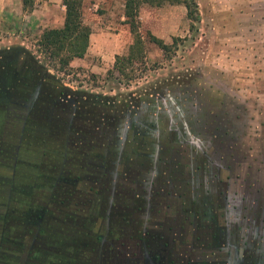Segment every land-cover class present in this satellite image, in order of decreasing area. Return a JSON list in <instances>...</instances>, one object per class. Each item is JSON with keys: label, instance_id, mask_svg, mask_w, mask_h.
I'll list each match as a JSON object with an SVG mask.
<instances>
[{"label": "rangeland", "instance_id": "obj_1", "mask_svg": "<svg viewBox=\"0 0 264 264\" xmlns=\"http://www.w3.org/2000/svg\"><path fill=\"white\" fill-rule=\"evenodd\" d=\"M194 1L195 21L139 7L125 81L121 0H82L88 45L63 70L36 46L61 0H0V264H264V0ZM28 71L96 107L68 120L23 94Z\"/></svg>", "mask_w": 264, "mask_h": 264}, {"label": "trees", "instance_id": "obj_2", "mask_svg": "<svg viewBox=\"0 0 264 264\" xmlns=\"http://www.w3.org/2000/svg\"><path fill=\"white\" fill-rule=\"evenodd\" d=\"M22 11H30L34 0H19ZM123 5L124 22L132 35V42L129 44L124 55H115L113 66L119 78L128 81L134 77L135 70L144 60V47L142 37L138 30V10L142 4L150 6H161L164 2L182 4L186 16L190 21L197 20V9L194 0H121ZM64 7L63 20L59 27L45 28L41 31L36 40L37 51L43 54L47 62L57 70H63L69 66L73 58H81L88 45L90 28L82 20V0H61ZM192 27V23L189 24ZM148 41L154 43L163 53H167L171 44L164 43L160 38L147 34ZM42 76V75H41ZM43 78H41V83ZM51 95L54 100L61 99V105L70 107L71 119L81 117L83 107L94 109V104H87L84 99L76 97L69 98L70 94L63 87L53 84ZM64 98L68 100L64 101ZM69 111V110H68ZM82 119V117H81ZM80 119V120H81ZM101 124L107 123L102 119Z\"/></svg>", "mask_w": 264, "mask_h": 264}, {"label": "flooded vegetation", "instance_id": "obj_3", "mask_svg": "<svg viewBox=\"0 0 264 264\" xmlns=\"http://www.w3.org/2000/svg\"><path fill=\"white\" fill-rule=\"evenodd\" d=\"M29 71L25 74V73H23V75H21L22 77H19L18 79H19V82H23L24 80H27V81H31V82H33L34 83V85L35 86H37V88H38V90H37V95L35 96L34 95V93L32 94V95H29V91L27 90V91H25V93H23V94H26L27 95V97L28 96H30V98H33V97H37L38 95H40V94H44V93H46V95H47V97L46 98H48L49 99V102L51 103V105L53 104L54 105V103H58L59 102V105H61V99H56V100H54V98L55 97H53L52 95H51V88H52V86H50L51 88H47V90L48 91H46L44 88H43V84L41 83V75H39V79H38V77L37 76H35L34 78L33 77H31V78H29ZM11 79H13V80H15V76H13V77H11ZM31 79V80H30ZM13 80H10V82H11V85L13 84ZM42 82H43V80H42ZM43 85V86H42ZM46 87V86H45ZM5 88H7V84H6V82H5V79H4V81L2 80V82H0V90L2 91V92H6V90H5ZM26 95H22V96H24L25 98H19L21 101L23 100V101H25V100H27V97H26ZM19 97H21V95H19ZM13 99V98H12ZM11 100V99H10ZM49 106V105H48ZM71 112V110H69V111H66L65 113L67 114V118H68V120H70L71 121V116H72V114L70 113ZM70 115V116H69Z\"/></svg>", "mask_w": 264, "mask_h": 264}]
</instances>
